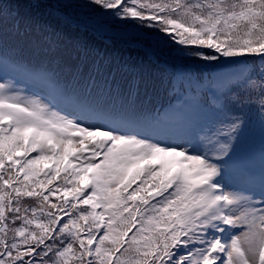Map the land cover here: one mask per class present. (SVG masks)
<instances>
[{
	"label": "snow or ice",
	"instance_id": "obj_1",
	"mask_svg": "<svg viewBox=\"0 0 264 264\" xmlns=\"http://www.w3.org/2000/svg\"><path fill=\"white\" fill-rule=\"evenodd\" d=\"M90 3L195 46L189 51L204 60H258V76L226 80L208 104L256 106L264 125V0ZM5 5L0 0V18ZM2 57L0 264H264V174L259 200L253 188L223 183L244 115L165 144L138 131L133 113L75 98L64 111L55 96L18 89L5 77L21 69ZM92 72L102 75L98 62ZM41 78L55 90L47 74Z\"/></svg>",
	"mask_w": 264,
	"mask_h": 264
},
{
	"label": "trees",
	"instance_id": "obj_2",
	"mask_svg": "<svg viewBox=\"0 0 264 264\" xmlns=\"http://www.w3.org/2000/svg\"><path fill=\"white\" fill-rule=\"evenodd\" d=\"M3 3L7 9L0 18V53L21 69L9 71L5 77L14 81L18 89L41 97L55 96L64 111L72 110L68 98H75L104 109L133 113L141 121L138 131L165 144L179 143L181 138L195 139L202 129L218 127L232 114L244 115L247 126L223 183L232 189L253 188L257 192L255 199H260L259 186L244 182L240 171L257 156L264 139L258 108L241 109L226 101L224 109L216 111L208 104V90L214 79L236 80L248 72L256 77L258 60L249 58L247 64L229 63L233 58L204 60L189 51L195 46L178 45L158 29L141 26L133 18H116L111 10H102L90 0ZM16 21L20 32L14 29ZM97 62L102 75L92 72ZM41 74H47L55 90ZM179 96L194 100L190 118H162L160 110L177 104ZM39 179H45L43 174ZM60 182L58 178L49 187ZM62 195L57 193L50 200L59 203ZM25 201L31 202V198Z\"/></svg>",
	"mask_w": 264,
	"mask_h": 264
},
{
	"label": "rangeland",
	"instance_id": "obj_3",
	"mask_svg": "<svg viewBox=\"0 0 264 264\" xmlns=\"http://www.w3.org/2000/svg\"><path fill=\"white\" fill-rule=\"evenodd\" d=\"M213 84H214V88H218L220 85V83L217 80H214ZM212 92H213V96H214L215 95V89H213ZM180 105H181L180 107H182L183 110L184 109L187 110L191 104L190 103H185V104L180 103ZM177 111H178V107H175L171 110H165L163 112V116H165V117H167V116H179L180 112H177ZM262 158H263V165L262 164L259 165V167H260L259 171H256L254 169L253 174L247 175V177H248L247 180L252 181V182L260 181L261 175L264 174V156ZM255 166L256 165H254L253 167L255 168Z\"/></svg>",
	"mask_w": 264,
	"mask_h": 264
}]
</instances>
